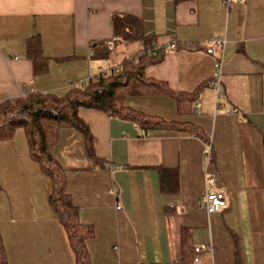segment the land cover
<instances>
[{
  "label": "crops",
  "instance_id": "crops-1",
  "mask_svg": "<svg viewBox=\"0 0 264 264\" xmlns=\"http://www.w3.org/2000/svg\"><path fill=\"white\" fill-rule=\"evenodd\" d=\"M117 16L139 20L148 42L115 43ZM33 37L46 58L41 74L28 55ZM101 43L110 49L107 58ZM144 49L162 54L145 74L169 92L129 96L125 105L190 123L209 142L189 131L147 132L132 121L79 111L92 146L66 129L54 155L81 223L94 230L87 243L92 264H176L184 244L199 258L191 264H264V0L231 6L226 0H0V103L23 91L63 96L101 73L121 71ZM198 89L181 115L172 93ZM13 174L22 192L36 182L47 193L40 206L32 196L14 204ZM0 184L7 264H76L49 205L51 181L23 129L0 141ZM210 189L225 194L219 213L202 207Z\"/></svg>",
  "mask_w": 264,
  "mask_h": 264
},
{
  "label": "trees",
  "instance_id": "trees-1",
  "mask_svg": "<svg viewBox=\"0 0 264 264\" xmlns=\"http://www.w3.org/2000/svg\"><path fill=\"white\" fill-rule=\"evenodd\" d=\"M114 27L115 43L148 42L149 40L143 33L141 22L135 18L117 16L114 18ZM105 44L101 43V46ZM104 48L100 52L103 53L104 58H107L110 49L107 45ZM154 51H152L155 53L153 56L147 55L125 61L121 71L101 73L91 78L85 86L71 88L63 96L28 92L16 101L6 100L0 103V141L11 138L17 129L25 131L33 159L51 181L49 205L65 231L76 264H92L87 243L94 238V230L91 226L82 224L79 219V209L67 193L66 171L56 159L54 148L61 131L75 129L85 136L90 149L93 138L87 124L79 116L81 109L95 110L110 118L135 122L147 132L153 130L189 131L206 143L209 142L204 132L190 123L167 122L159 117L135 111L125 105V99L129 96L169 92L165 85L146 77V69L162 60V54L157 50ZM28 55L33 60L35 73L45 72L46 58L43 57L41 43L37 37L29 39ZM199 90L201 89L186 95L172 93L178 102L181 115L190 111L199 95ZM184 246L182 259L176 264H191L195 260V249H193V257L192 251L186 244ZM0 264H7L1 233Z\"/></svg>",
  "mask_w": 264,
  "mask_h": 264
},
{
  "label": "built area",
  "instance_id": "built-area-1",
  "mask_svg": "<svg viewBox=\"0 0 264 264\" xmlns=\"http://www.w3.org/2000/svg\"><path fill=\"white\" fill-rule=\"evenodd\" d=\"M236 1H239V0H226V4L227 6H231L233 2H236ZM215 44L221 45L222 42L221 40L218 39L215 41ZM172 47L174 48L175 45H173ZM151 52H152L151 49H144V50H141L136 55V57L140 58L143 56H147ZM217 80H218V76L215 78V81L213 82V86L215 87H219V81ZM26 94H28V92L23 91L21 94V97L25 96ZM194 112L197 113V110L195 109ZM225 206H226L225 194L222 191H218L216 189H210L202 200V207L206 210L208 214L219 213ZM196 252L200 253L201 249L196 248ZM198 261H199V258L196 257L195 262H198Z\"/></svg>",
  "mask_w": 264,
  "mask_h": 264
},
{
  "label": "rangeland",
  "instance_id": "rangeland-1",
  "mask_svg": "<svg viewBox=\"0 0 264 264\" xmlns=\"http://www.w3.org/2000/svg\"><path fill=\"white\" fill-rule=\"evenodd\" d=\"M11 171H13V169ZM27 172H29V171H26V173ZM5 176H7V175H5ZM18 177H19L18 174L17 175L13 174L12 178H10V179H13L16 181V183H13V185H10L12 187V190H14V191L16 190L17 192H20L18 194L15 191L17 198H14V204L18 205L19 202L25 203L26 197H27V199H30V196H32V199H33L32 201L34 202L33 204H35V202H36L40 206L41 202L43 203V196L47 193L43 190H40L39 189L40 186H39V184H35L36 182H29V184H28L30 187L29 190L27 192H22V190L24 189V184L17 182ZM14 178H16V179H14ZM30 179H31V177H30ZM37 181H39V180H37ZM8 184H10V183H8ZM19 197L23 198L22 201H20L21 199H19Z\"/></svg>",
  "mask_w": 264,
  "mask_h": 264
}]
</instances>
